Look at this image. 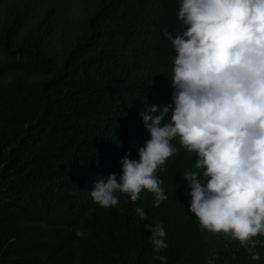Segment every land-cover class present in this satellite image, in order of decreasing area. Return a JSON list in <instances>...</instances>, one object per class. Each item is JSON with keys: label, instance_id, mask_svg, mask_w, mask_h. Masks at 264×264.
Instances as JSON below:
<instances>
[{"label": "trees", "instance_id": "1", "mask_svg": "<svg viewBox=\"0 0 264 264\" xmlns=\"http://www.w3.org/2000/svg\"><path fill=\"white\" fill-rule=\"evenodd\" d=\"M179 3L75 0L61 15L55 0H0V264H264V236L253 260L230 235L201 229L183 174L203 172L179 138L155 173L168 197L159 207L147 190L135 203L117 193L109 208L90 196L96 181H119L126 155L138 159L150 138L140 114L173 102L165 33L185 30Z\"/></svg>", "mask_w": 264, "mask_h": 264}, {"label": "clouds", "instance_id": "2", "mask_svg": "<svg viewBox=\"0 0 264 264\" xmlns=\"http://www.w3.org/2000/svg\"><path fill=\"white\" fill-rule=\"evenodd\" d=\"M177 15L185 30L165 33L175 50L173 102L140 114L150 138L138 159L126 155L119 181L115 174L96 181L90 196L109 208L119 203L117 193L135 203L147 190L159 207L168 197L155 173L177 152L172 141L179 138L204 177L183 174L189 211L201 229L230 235L259 260L252 250L253 238L264 236V0H180ZM134 211L147 218L143 208ZM148 228L154 251L166 248L163 226Z\"/></svg>", "mask_w": 264, "mask_h": 264}, {"label": "rangeland", "instance_id": "3", "mask_svg": "<svg viewBox=\"0 0 264 264\" xmlns=\"http://www.w3.org/2000/svg\"><path fill=\"white\" fill-rule=\"evenodd\" d=\"M58 7V12L61 15H65L67 13H70L74 10V4H72L75 0H55Z\"/></svg>", "mask_w": 264, "mask_h": 264}]
</instances>
